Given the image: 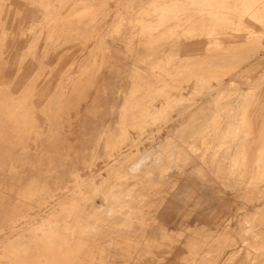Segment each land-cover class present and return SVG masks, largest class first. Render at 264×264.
I'll use <instances>...</instances> for the list:
<instances>
[{"label": "rangeland", "instance_id": "1", "mask_svg": "<svg viewBox=\"0 0 264 264\" xmlns=\"http://www.w3.org/2000/svg\"><path fill=\"white\" fill-rule=\"evenodd\" d=\"M263 49L264 0H0V243L264 264Z\"/></svg>", "mask_w": 264, "mask_h": 264}, {"label": "bare ground", "instance_id": "2", "mask_svg": "<svg viewBox=\"0 0 264 264\" xmlns=\"http://www.w3.org/2000/svg\"><path fill=\"white\" fill-rule=\"evenodd\" d=\"M205 19V18H204ZM254 42V41H253ZM256 46V45H255ZM254 46V47H255ZM232 48V47H231ZM264 50V49H263ZM245 53V52H244ZM228 55V54H227ZM257 55V54H256ZM199 56V55H198ZM250 56V55H249ZM209 57V56H208ZM242 57V56H241ZM201 58V57H200ZM233 58V57H232ZM199 59V57H198ZM214 59V58H213ZM241 59V58H240ZM196 60V59H195ZM215 60V59H214ZM213 60V61H214ZM242 60V59H241ZM215 62V61H214ZM232 62V60H231ZM256 64V63H255ZM258 64V63H257ZM186 65V64H185ZM216 65V64H215ZM182 66V65H181ZM187 66V65H186ZM231 66V65H230ZM194 67V66H193ZM201 67V66H200ZM208 67V66H207ZM257 68V67H256ZM205 69V67H204ZM219 69V68H218ZM252 69V68H251ZM182 70V69H181ZM230 70V69H229ZM234 70V69H233ZM216 79V78H215ZM212 80V79H211ZM223 83V82H222ZM93 82L90 81V85ZM225 84V83H224ZM85 85V84H84ZM199 85V84H198ZM210 85V84H209ZM207 87V86H206ZM85 90L78 91L77 98L84 95ZM263 92V91H262ZM257 93V92H256ZM168 94V93H167ZM209 94V93H208ZM75 104V103H74ZM251 112V111H250ZM251 121V120H250ZM257 122V121H256ZM254 126V125H253ZM255 128V127H254ZM264 134V133H263ZM222 135V134H221ZM260 138V137H259ZM263 147V146H262ZM260 166V165H259ZM263 174V173H262ZM263 176V175H262ZM256 182V181H255ZM264 187V186H263ZM248 191V190H247ZM252 192V191H251ZM247 195V194H246ZM263 195V194H262ZM246 198V197H245ZM42 217V216H41ZM261 220V219H260ZM259 221V220H258ZM21 223V222H20ZM17 225V224H16ZM21 225V224H20ZM29 225V224H28ZM27 225V226H28ZM70 225V222L67 224ZM14 226H11L13 229ZM29 227V226H28ZM15 229V228H14ZM239 230V229H238ZM237 230V231H238ZM17 233V232H16ZM13 236V235H12ZM11 237V236H10ZM9 237V238H10ZM40 237V236H38ZM263 237V236H262ZM261 237V238H262ZM264 238V237H263ZM1 239V238H0ZM221 240V239H220ZM13 242V241H12ZM5 243V241L3 242ZM82 237L76 231L67 232L62 229L42 234L40 238L17 240L11 244L0 243V264H85L86 253L82 252ZM210 244V243H209ZM2 245V246H1ZM204 246V245H203ZM213 247V245H210ZM208 247V246H207ZM203 249V248H202ZM88 251V250H87ZM214 251V250H213ZM222 251V250H221ZM224 251V250H223ZM207 252V251H206ZM91 253V252H90ZM88 253V254H90ZM216 253V252H215ZM92 255V254H91ZM211 255V254H210ZM236 255V253H235ZM261 256V255H260ZM216 257V256H215ZM206 259V258H205ZM255 259V258H254ZM209 261V260H208ZM87 262H90L89 259ZM202 262V261H201ZM219 262V261H218ZM93 263V262H92ZM223 263V262H222ZM255 263V262H254ZM203 264V263H202ZM209 264V263H208Z\"/></svg>", "mask_w": 264, "mask_h": 264}, {"label": "crops", "instance_id": "3", "mask_svg": "<svg viewBox=\"0 0 264 264\" xmlns=\"http://www.w3.org/2000/svg\"><path fill=\"white\" fill-rule=\"evenodd\" d=\"M188 192H189L188 189L184 186L177 187V192L175 193V197H173V199L180 198L182 195H186ZM213 219H216V218L210 217V220H213Z\"/></svg>", "mask_w": 264, "mask_h": 264}]
</instances>
